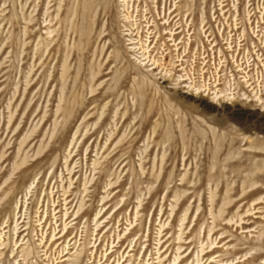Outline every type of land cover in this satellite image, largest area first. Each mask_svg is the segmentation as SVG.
Returning a JSON list of instances; mask_svg holds the SVG:
<instances>
[{"label": "rangeland", "instance_id": "rangeland-1", "mask_svg": "<svg viewBox=\"0 0 264 264\" xmlns=\"http://www.w3.org/2000/svg\"><path fill=\"white\" fill-rule=\"evenodd\" d=\"M263 109L264 0H0V264H264Z\"/></svg>", "mask_w": 264, "mask_h": 264}, {"label": "bare ground", "instance_id": "bare-ground-1", "mask_svg": "<svg viewBox=\"0 0 264 264\" xmlns=\"http://www.w3.org/2000/svg\"><path fill=\"white\" fill-rule=\"evenodd\" d=\"M146 45V44H145ZM142 54V53H141ZM139 59V58H138ZM154 68V67H153ZM189 94V93H188ZM189 95H191V96H194V94H189ZM224 97V96H223ZM223 97H218V95H216V96H213L212 98H211V103H214V104H216L221 98H223ZM225 100H224V102L225 103H227V104H230L229 102H231V98H228V97H225L224 98ZM262 112H264V109L262 110ZM77 220V219H76ZM98 227V226H97ZM97 227H96V229H97ZM106 227V226H105ZM67 229V226L65 225L64 226V230H66ZM161 229H163V227L161 226ZM161 229H160V231L158 232V233H160L161 232ZM213 232V229H209V232H208V237H210L211 236V233ZM160 235H161V233H160ZM159 236V235H158ZM64 238V237H63ZM54 239H56L55 238V236L53 235L52 237H51V241L52 240H54ZM118 239H119V237H118ZM57 240V239H56ZM179 241H181V239L179 238L178 239ZM60 241V240H59ZM159 241V240H158ZM222 242V241H221ZM220 242V243H221ZM57 243V242H56ZM103 244V243H102ZM163 244V243H162ZM93 245V246H92ZM158 247L161 245V241H159L158 242ZM215 245V243L214 242H212L211 244H210V248L212 247V246H214ZM69 246V245H68ZM105 246V245H104ZM107 246H109L107 249L104 247V249L102 248V245H101V243L98 245V247L96 246V243L95 244H93L92 242H88L87 244H85L84 245V247H83V250H82V252L78 255V258L76 259V261H75V263L74 264H82L85 260H86V264H92V263H94V262H91L95 257H94V254H95V252L96 253H99L98 251H99V247L101 248V250H102V252H103V254L101 253V256L104 258V259H106V262L112 257V256H115L116 257V252H118V250L116 251V250H113V249H115V248H117V247H113V242H112V244L110 245H107ZM171 247H172V245H171ZM170 247V248H171ZM149 248H150V246H148L145 250H144V252L143 253H141L142 254V256L141 257H138V258H134V262H133V264H149L150 262H151V260L152 261H154L155 259L153 258V256H158L157 258H156V260L158 261V263H156V264H164L163 263V259H162V257L165 255V254H167L168 253V251H169V249H167L166 251H164L163 252V254H161V250H162V248L163 247H161L160 249H158V248H156V253L154 254V255H147L148 254V252H149ZM182 248H183V246H179L178 247V249H177V255H175V258H174V260H173V262H172V264H183V262H186V259H188L189 257H190V255L192 254V253H190L189 255H187L186 257H184V258H182L181 259V253H180V251L182 250ZM66 249V248H65ZM164 249V248H163ZM70 250V249H69ZM68 251V250H67ZM215 250H212V251H210V252H208V253H205V250L202 248L201 249V251H200V255L202 256V259L200 260L199 259V255H198V257H197V264H200V262L201 261H203V258L204 257H206V256H208L209 254H211L212 252H214ZM186 252V251H185ZM184 252V253H185ZM65 253V252H64ZM119 254V253H118ZM208 258H210V257H208ZM121 259L123 260L124 259V256H122L121 258H120V256H119V258L118 259H116V260H114L115 261V263L116 264H124V263H126L127 262V260H125L124 262H122L121 261ZM132 261V259H130V261L129 262H131ZM228 261V260H227ZM96 262H97V258H96ZM223 262V261H222ZM59 264V263H58ZM61 264V263H60ZM152 264H154L153 262H152Z\"/></svg>", "mask_w": 264, "mask_h": 264}]
</instances>
